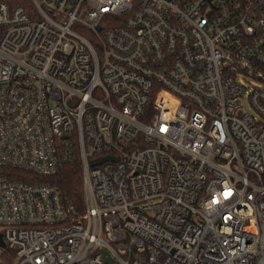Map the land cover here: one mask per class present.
Returning <instances> with one entry per match:
<instances>
[{"label":"built area","instance_id":"obj_1","mask_svg":"<svg viewBox=\"0 0 264 264\" xmlns=\"http://www.w3.org/2000/svg\"><path fill=\"white\" fill-rule=\"evenodd\" d=\"M29 3L0 0V264H264V0ZM76 157L82 210L3 172Z\"/></svg>","mask_w":264,"mask_h":264},{"label":"trees","instance_id":"obj_2","mask_svg":"<svg viewBox=\"0 0 264 264\" xmlns=\"http://www.w3.org/2000/svg\"><path fill=\"white\" fill-rule=\"evenodd\" d=\"M11 6L23 4L29 6V0H5ZM3 172L27 182L51 183L58 187L64 197L78 210L83 209V172L81 160L76 157L65 163L60 170L49 175H39L17 168H4Z\"/></svg>","mask_w":264,"mask_h":264},{"label":"water","instance_id":"obj_3","mask_svg":"<svg viewBox=\"0 0 264 264\" xmlns=\"http://www.w3.org/2000/svg\"><path fill=\"white\" fill-rule=\"evenodd\" d=\"M107 158H114L113 156H105V157H100L98 159H95V160H91L90 161V164H96V163H99L100 161L104 160V159H107ZM2 241L0 240V245H2ZM102 254L105 258V260L110 263V264H114L112 258L109 256V254L107 253V251L105 250H102Z\"/></svg>","mask_w":264,"mask_h":264}]
</instances>
